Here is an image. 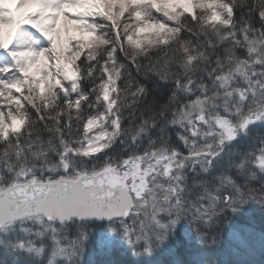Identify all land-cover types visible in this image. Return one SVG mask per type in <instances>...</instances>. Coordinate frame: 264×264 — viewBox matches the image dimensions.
<instances>
[{
	"label": "snow or ice",
	"instance_id": "1",
	"mask_svg": "<svg viewBox=\"0 0 264 264\" xmlns=\"http://www.w3.org/2000/svg\"><path fill=\"white\" fill-rule=\"evenodd\" d=\"M0 57V264H219L264 209V0H0Z\"/></svg>",
	"mask_w": 264,
	"mask_h": 264
},
{
	"label": "rangeland",
	"instance_id": "2",
	"mask_svg": "<svg viewBox=\"0 0 264 264\" xmlns=\"http://www.w3.org/2000/svg\"><path fill=\"white\" fill-rule=\"evenodd\" d=\"M0 59H3V57H0ZM253 186L255 187L258 185ZM249 215L250 212L246 217H232L230 224H226L224 222V218H221L220 227L216 229V244L215 247L211 249V251L215 254V258L219 261V264H224L223 261L232 256L238 255L240 259H245V255L247 254L259 255L261 251L264 252L261 236L253 229L252 226H250V224H252V218ZM245 219L248 224H245L244 226L239 224L237 221H244ZM185 227V225H178L181 235H184V238L191 244L192 247L199 246L196 240L195 232L193 231L189 237L184 232ZM240 246L243 248V254H241L242 256L237 252L239 249H241ZM101 250L102 248L100 238H93V240L89 242L88 252L85 256L88 264H93V262L96 260L97 254L100 253ZM103 250H116V243H113L111 249L105 247Z\"/></svg>",
	"mask_w": 264,
	"mask_h": 264
},
{
	"label": "trees",
	"instance_id": "3",
	"mask_svg": "<svg viewBox=\"0 0 264 264\" xmlns=\"http://www.w3.org/2000/svg\"><path fill=\"white\" fill-rule=\"evenodd\" d=\"M133 75H135V69H132ZM166 98V97H165ZM250 217L252 218V221L250 226L253 227V229L260 234L261 240L262 237H264V231H262V227H264V209H259L258 206H253L252 209L249 211ZM239 224H242L243 226L245 224H248L246 219L244 221L237 220ZM244 223V224H243ZM238 224V225H239ZM263 247H264V241H262ZM223 246V245H222ZM241 249H239L237 252L239 255L243 254V248L240 246ZM193 250H198L199 246L192 247ZM227 250V248H226ZM115 251V250H114ZM245 252V250H244ZM130 255V253L128 254ZM242 256V255H241ZM119 259H127L124 253L119 254ZM136 259V258H133ZM224 264H264V252H260L259 255H251L247 254L245 255V259H240L238 255L232 256L227 258V260L223 261ZM222 264V263H220Z\"/></svg>",
	"mask_w": 264,
	"mask_h": 264
}]
</instances>
